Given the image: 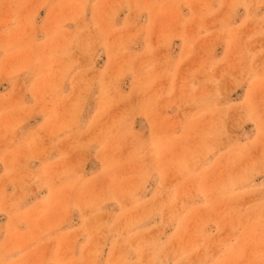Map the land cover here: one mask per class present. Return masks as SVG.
Returning <instances> with one entry per match:
<instances>
[{
    "label": "rangeland",
    "instance_id": "rangeland-1",
    "mask_svg": "<svg viewBox=\"0 0 264 264\" xmlns=\"http://www.w3.org/2000/svg\"><path fill=\"white\" fill-rule=\"evenodd\" d=\"M0 264H264V0H0Z\"/></svg>",
    "mask_w": 264,
    "mask_h": 264
}]
</instances>
